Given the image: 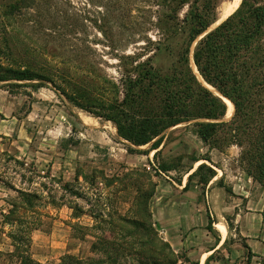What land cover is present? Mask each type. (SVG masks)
<instances>
[{
  "label": "trees",
  "instance_id": "1",
  "mask_svg": "<svg viewBox=\"0 0 264 264\" xmlns=\"http://www.w3.org/2000/svg\"><path fill=\"white\" fill-rule=\"evenodd\" d=\"M191 1L190 11L173 31L168 22L177 20L178 11ZM154 2L169 9L157 22L163 41L149 40L148 45L153 48L150 51H156L155 54L170 51L176 63L165 72L152 63L151 57L139 62L136 56L125 55L119 59L129 66L115 80L101 70L94 79L87 75L72 77L58 66L66 61L59 64L37 61L33 57L36 49L32 46V28L33 11L39 6V0H0V82L38 80L40 83H32L35 89L50 82L77 107L113 121L119 136L135 147L152 144L149 152L161 148L167 130L190 123L209 150L222 151L224 145L240 147V167L264 186V0H241L233 13L207 34L219 19L216 2ZM181 34L183 45L174 51L171 40ZM218 91L225 97L216 94ZM227 100L234 105L229 118ZM193 160L212 162L210 156ZM162 168L171 170L168 166ZM138 175L148 177L146 173ZM216 175L212 166L202 163L190 174L189 183L199 177L198 182L206 185ZM63 188L82 196L72 190L71 183L64 184ZM155 189L156 183L152 191L141 194L143 200H137L135 208L129 209L133 217L118 213L113 219L115 214L109 212L105 214L109 218L106 219L103 213H92L95 225L76 224L81 233L95 229L103 232L107 225L119 231L111 237L105 233L90 234L95 237L92 249L101 253L99 258L84 260L67 254L58 264H175L177 257L171 245L159 236L154 226L150 201ZM18 193L9 203V211L3 213L2 225L12 228L8 235L14 249L9 254L18 264H43L31 254L30 236L41 223L30 218L40 207L54 202H47L35 191L18 189ZM77 211L74 217L80 218L84 211ZM260 264H264V258Z\"/></svg>",
  "mask_w": 264,
  "mask_h": 264
},
{
  "label": "rangeland",
  "instance_id": "2",
  "mask_svg": "<svg viewBox=\"0 0 264 264\" xmlns=\"http://www.w3.org/2000/svg\"><path fill=\"white\" fill-rule=\"evenodd\" d=\"M211 1L217 3L219 18L212 27L232 14L241 2L223 18L236 0ZM191 4L192 1L178 11L177 20L168 22L173 31L182 23ZM168 9L154 0H39L33 11L32 46L36 49L33 57L53 64L66 61L58 66L72 77L87 75L94 79L101 70L119 80L124 67L129 66L119 59L125 55L136 56L139 62L151 57L152 63L166 72L175 65L176 57L170 51L155 54L156 51H150L153 48L148 41H163L157 22ZM183 42L182 34L173 38L172 49L177 51ZM32 83L40 81L0 82V264H18L9 254L14 249L12 240L3 233L12 228L1 227L2 209H8V203L19 196L18 189L38 192L47 202H54L53 208L42 206L30 218L41 223V230L48 233L70 230L72 240L67 245L63 235L53 241L49 235H30L34 258L43 264H58L66 247L88 253L95 242L88 235L105 233L111 237L119 231L107 225L103 232L95 229L81 233L76 224L95 225L92 213L111 212L115 214L113 219L118 213L133 217L129 209L135 208L137 200H143V192L154 189L157 176L165 173L182 177L195 166V157L214 158L211 163L201 162L212 167L240 166V147L224 145L222 151L215 149L212 154L190 123L167 130L161 148L154 151L157 156L148 160L152 144L135 147L119 136L113 121L77 107L52 83L44 82L39 89ZM163 166L171 167L172 172L164 171ZM138 173H146L148 177ZM66 183H71L72 190L82 196L65 190ZM76 208L89 215L75 218L79 212ZM105 218L109 219L106 215Z\"/></svg>",
  "mask_w": 264,
  "mask_h": 264
},
{
  "label": "crops",
  "instance_id": "3",
  "mask_svg": "<svg viewBox=\"0 0 264 264\" xmlns=\"http://www.w3.org/2000/svg\"><path fill=\"white\" fill-rule=\"evenodd\" d=\"M154 151L147 156L148 160L155 156ZM203 161L206 160L194 161L195 166L179 178L165 173L157 176L150 210L159 236L171 245L177 257L175 264H260L259 260L264 258V186L240 166L226 169L217 165H213L218 170L217 175L208 184H200L196 179L189 183L190 174ZM8 205V209H2L3 213L11 208ZM88 215L84 212L82 216ZM211 223L212 229H209ZM41 229H35L32 235H49L52 241L63 235L65 245L72 240L68 229L61 230L63 233ZM88 236L95 240L93 235ZM83 251L66 247L63 256L72 254L85 260L101 255L94 252L92 246L88 253Z\"/></svg>",
  "mask_w": 264,
  "mask_h": 264
},
{
  "label": "bare ground",
  "instance_id": "4",
  "mask_svg": "<svg viewBox=\"0 0 264 264\" xmlns=\"http://www.w3.org/2000/svg\"><path fill=\"white\" fill-rule=\"evenodd\" d=\"M238 2H239V0H236V1H235V4H234L229 10H227L226 13H225L223 16H221V17L224 18L225 15L229 14V12L232 11V10L234 9V7L237 5ZM225 19H226V18L222 19L221 22L224 21ZM221 22H220V23H221ZM220 23H219V24H220ZM219 24H217V25H219ZM217 25L214 26V27H212L211 29H214L215 27H217ZM206 34H207V32H206ZM204 35H205V34H204ZM204 35H203V36H204ZM201 37H202V36H201ZM201 37H200V38H201ZM227 102L229 103V104H228V106H229V110H228V114H227V117L229 118V117L232 116V114H233V112H234V105H233L231 102H229V101H227Z\"/></svg>",
  "mask_w": 264,
  "mask_h": 264
},
{
  "label": "water",
  "instance_id": "5",
  "mask_svg": "<svg viewBox=\"0 0 264 264\" xmlns=\"http://www.w3.org/2000/svg\"><path fill=\"white\" fill-rule=\"evenodd\" d=\"M211 28H212V27H211ZM211 28H210V29L207 31V33H208V32H210L211 30H213V29H211ZM205 34H206V33H205ZM201 38H202V37H201ZM197 72H198V70H197ZM198 73H199V72H198ZM199 74H200V73H199ZM201 77H202V76H201ZM214 89H215V88H214ZM218 92H219V91H218ZM219 93H220V92H219ZM216 94H217V93H216ZM220 94H221V93H220ZM219 96H221L222 98H223V97H225V96H224V95H222V94H221V95H219ZM228 99H229V98H228ZM233 116H234V115H233Z\"/></svg>",
  "mask_w": 264,
  "mask_h": 264
}]
</instances>
